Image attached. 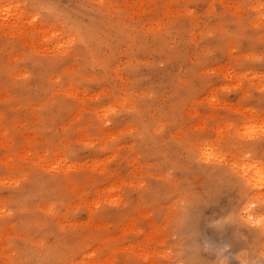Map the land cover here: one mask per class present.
Here are the masks:
<instances>
[{"label": "rangeland", "instance_id": "374dc122", "mask_svg": "<svg viewBox=\"0 0 264 264\" xmlns=\"http://www.w3.org/2000/svg\"><path fill=\"white\" fill-rule=\"evenodd\" d=\"M262 207L264 0H0V264H264Z\"/></svg>", "mask_w": 264, "mask_h": 264}, {"label": "snow or ice", "instance_id": "6c2138e0", "mask_svg": "<svg viewBox=\"0 0 264 264\" xmlns=\"http://www.w3.org/2000/svg\"><path fill=\"white\" fill-rule=\"evenodd\" d=\"M259 210H260L261 212H264V207L260 208ZM229 219H231V217H229ZM250 222H251V223H254V224H258V225L260 226L261 230L264 231V215H262L258 221H256V220L250 218ZM216 226H217L221 231H223L224 227L226 226V222H225L224 220H221V221H219V222L217 223ZM191 247H192V250H193L194 252H198V251L200 250V245H195V244H194V245H192ZM213 247H214V246H213L210 242H207V241L204 242V244H203V248H204L205 250H208V251L212 250ZM221 250H223V246H221ZM188 264H205V262H204V261H201V260H199V259H192V260H190V261L188 262ZM216 264H220V261H217ZM225 264H229V262H225Z\"/></svg>", "mask_w": 264, "mask_h": 264}]
</instances>
